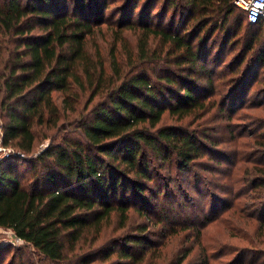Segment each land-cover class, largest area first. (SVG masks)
I'll list each match as a JSON object with an SVG mask.
<instances>
[{"label": "trees", "instance_id": "16d2710c", "mask_svg": "<svg viewBox=\"0 0 264 264\" xmlns=\"http://www.w3.org/2000/svg\"><path fill=\"white\" fill-rule=\"evenodd\" d=\"M114 1L0 0V145L16 151L0 157V227L21 242L0 244V264H181L191 251L185 244L155 261L146 233L160 207L142 193L164 192L170 166L186 170L213 149L200 116L214 85L197 33L227 20L240 30L222 36L236 49L228 72L237 71L223 96L244 97L264 77V21L248 22L232 0H161L163 15L186 7L198 18L176 32L147 21L159 0H142L140 20L127 14L138 0ZM165 111L187 121L157 125ZM260 145L264 153V135ZM257 171L243 182L260 222L264 164ZM128 209L141 221L129 223ZM111 219L129 229L97 243Z\"/></svg>", "mask_w": 264, "mask_h": 264}, {"label": "rangeland", "instance_id": "374dc122", "mask_svg": "<svg viewBox=\"0 0 264 264\" xmlns=\"http://www.w3.org/2000/svg\"><path fill=\"white\" fill-rule=\"evenodd\" d=\"M123 1L115 0L109 6L121 4ZM160 2L161 0L156 2L147 16V21L151 24L170 25L172 30L183 32L181 28L190 29L198 19H189L186 7L171 14L168 10L163 15V11L158 9ZM141 4L142 0H138L134 10L127 11V14L140 20L138 10ZM108 11L109 8L105 9L104 15ZM230 24L227 20L221 28L211 32H206V28H203L194 40L195 46H201L206 54L203 64L206 69L211 70L209 75L214 85L212 94L203 99L204 113L200 116V119L208 120L205 122V131L211 136V143L208 145L213 149L195 159L186 170L177 171L170 166V181L164 192L154 198H149V193H142L144 198L156 201V205L160 207H156L150 216L152 220L158 217L159 221L150 223L146 233L148 240L155 246L151 255L160 263L177 255V247L191 244V251L181 264H200L202 258L205 259V264H264V217L259 222L261 213L253 206L254 199L250 197L253 193L243 182V179L248 180L257 175L259 166L264 164L259 163L264 156L260 145L264 135V97L263 92L259 91L264 85V77L255 80L244 97L223 96L229 86L224 84L226 78L237 75V71L228 72L235 65L232 55L236 49H230L222 39L224 29L232 31ZM234 33L232 31V35ZM236 34H240L239 29L234 36ZM125 35L126 46L133 49L134 33L125 32ZM123 53L125 54L124 51ZM200 74L204 77L206 72ZM199 82L203 83L201 77ZM185 120L187 121L186 117L177 121L175 115L165 111L157 125L179 122L183 124ZM187 123L188 128L194 126L192 121ZM46 141L47 138L40 139L34 145L33 152ZM4 148L15 151L8 146ZM164 177L159 178L158 183L163 182ZM127 211L129 223L141 221V217L131 209ZM183 223L187 227L180 228L182 230L179 231V225ZM171 226L178 232L163 236V232L172 229ZM124 229L129 228L125 226L115 229L111 219L102 230L97 243L120 234ZM0 244L16 246L21 242H14L8 234L0 230ZM9 250L5 260L11 255V249ZM31 258L36 260L35 256Z\"/></svg>", "mask_w": 264, "mask_h": 264}, {"label": "built area", "instance_id": "2783aa9c", "mask_svg": "<svg viewBox=\"0 0 264 264\" xmlns=\"http://www.w3.org/2000/svg\"><path fill=\"white\" fill-rule=\"evenodd\" d=\"M233 4L241 9L250 23L264 21V0H232ZM14 151L0 146V157L6 156ZM5 234H8L14 242H20V238L12 234V231L6 227H0Z\"/></svg>", "mask_w": 264, "mask_h": 264}]
</instances>
